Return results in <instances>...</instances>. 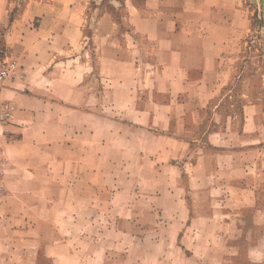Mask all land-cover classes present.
<instances>
[{"label":"rangeland","instance_id":"rangeland-1","mask_svg":"<svg viewBox=\"0 0 264 264\" xmlns=\"http://www.w3.org/2000/svg\"><path fill=\"white\" fill-rule=\"evenodd\" d=\"M11 1L0 25V61L12 39L16 56L27 45L36 55L61 54L53 74L31 66L39 89L50 79L51 95L62 101L28 126L33 149L0 146V264H264L241 260L248 245L235 244L232 231L193 230L187 238L170 228L173 217L184 223L189 216L184 183L134 159L140 144L120 125L144 102L153 111L154 89L163 112L174 109L182 87L152 85L174 72L169 47L181 51L183 67L192 57L186 47H213L222 67L215 77L226 83L213 105L225 118L246 110L244 99L264 94V0H77L73 14L67 9L76 4L65 0ZM180 25L185 31L175 35ZM75 83L84 85L78 94ZM90 107L92 116L85 115ZM166 187L174 189L164 195Z\"/></svg>","mask_w":264,"mask_h":264},{"label":"crops","instance_id":"crops-1","mask_svg":"<svg viewBox=\"0 0 264 264\" xmlns=\"http://www.w3.org/2000/svg\"><path fill=\"white\" fill-rule=\"evenodd\" d=\"M27 1L35 4L43 2ZM76 1L65 0V6L76 4L74 8L67 9L68 12L73 14L79 11ZM13 4L11 0H0V25L7 20V12L12 10ZM206 11L201 10L204 16L201 19L208 20ZM19 12H24V7H20ZM168 18L177 23L185 21V18L176 14H170ZM182 26L173 33L182 35L185 31ZM16 43L13 39L10 45L8 43V47L3 50L4 63L0 61V70L5 63H16V69L11 76L0 78V107L8 105L13 110L12 117H5L0 121V146L4 151L23 146L33 149L35 143L27 140L30 133L28 126L39 117L52 115V101H62L61 98L51 95V89L48 88L50 79L45 86L40 81L42 89H39L40 77H34L35 70L31 66L35 62L33 67H42L43 72L53 74L59 69L57 62L62 61V55L58 54L52 59L49 49L36 55L31 49L28 50L27 45L16 56ZM186 48L192 53L187 66L183 67L181 58L177 57L181 51L177 52V49L169 47L172 54L176 55L172 62L174 72L164 78L157 76L152 81L154 88L182 87L176 95L174 109L163 112L156 95L157 89H154L148 96V100L154 105L153 111L146 109L143 101L144 104L138 106L134 117L127 122L123 120L120 125L123 133L127 132L125 138L132 134L140 144L141 148L134 153L137 154L134 159L139 163L144 160L146 165H152L157 176H164L165 171L171 170V179L184 183L189 216L184 223L182 219L173 217L168 222L170 228L185 231L187 238H190L188 234L193 230L232 231L230 234L233 235L235 244L240 241L248 245L246 257L241 258L242 261L264 262V94H251L250 102L242 99L246 103V110L241 107L240 112L234 111L225 118L220 105H213L219 87L226 86L223 79L215 77L222 68L216 50L212 47L207 52L200 45ZM1 51L0 41V57ZM50 59L53 60L52 63H49ZM83 86L75 83L74 93L78 94ZM88 98L92 103L94 96L89 94ZM79 101H82L81 96ZM77 109L81 107H75ZM84 114L92 116L91 107ZM76 124L82 126L81 123ZM127 164L134 165L135 161L129 159ZM173 189L171 188L172 191ZM159 190L165 195L169 187ZM158 199L160 201L161 196H156V202ZM227 202L230 204L227 205ZM223 203L230 209L223 211V217L218 221L215 219L216 211ZM199 214L202 224L197 222L196 216ZM162 223L164 228L166 222ZM197 244L198 242L193 241L192 245ZM236 251L239 255L244 254L239 247Z\"/></svg>","mask_w":264,"mask_h":264},{"label":"built area","instance_id":"built-area-1","mask_svg":"<svg viewBox=\"0 0 264 264\" xmlns=\"http://www.w3.org/2000/svg\"><path fill=\"white\" fill-rule=\"evenodd\" d=\"M15 63L10 62L3 66V68L0 70V78H7L13 74V71L15 69ZM13 110L10 106L4 105L0 107V121L3 120L5 117H12ZM0 167H1V157H0ZM0 177H1V168H0Z\"/></svg>","mask_w":264,"mask_h":264}]
</instances>
